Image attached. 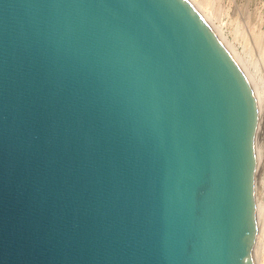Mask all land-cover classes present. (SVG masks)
Segmentation results:
<instances>
[{"label":"water","instance_id":"95a60500","mask_svg":"<svg viewBox=\"0 0 264 264\" xmlns=\"http://www.w3.org/2000/svg\"><path fill=\"white\" fill-rule=\"evenodd\" d=\"M259 112L188 0H0V264H254Z\"/></svg>","mask_w":264,"mask_h":264},{"label":"bare ground","instance_id":"6f19581e","mask_svg":"<svg viewBox=\"0 0 264 264\" xmlns=\"http://www.w3.org/2000/svg\"><path fill=\"white\" fill-rule=\"evenodd\" d=\"M188 1L200 12L207 23L218 33L251 84L257 103L260 106L258 131L255 141V148L258 157V172L261 168L259 166L261 163V156L258 137L262 121V109L264 108V28L262 26L264 23V14L259 15L256 22H249V17L245 18L246 20L242 18L241 20L245 24H241L239 17L229 16L227 10L223 7L221 0ZM230 2L234 3L235 0H230ZM224 15L228 18V21L226 22L222 21V17ZM227 25H231L232 27L230 35L232 36L233 41H230L224 32L223 28ZM238 48H241L242 52H240ZM256 202L258 228L253 260L254 264H264V203L258 199L257 194Z\"/></svg>","mask_w":264,"mask_h":264},{"label":"rangeland","instance_id":"374dc122","mask_svg":"<svg viewBox=\"0 0 264 264\" xmlns=\"http://www.w3.org/2000/svg\"><path fill=\"white\" fill-rule=\"evenodd\" d=\"M223 7L227 10L229 16H237L241 20L249 17V22H256L257 17L261 14H264V0H235V2H230V0H221ZM259 12V13H258ZM258 13V14H257ZM257 14V16H256ZM241 16V17H240ZM264 16V15H263ZM222 21H228L226 15L222 17ZM241 24H245L242 20ZM264 28V23L262 24ZM231 25L224 26V32L226 36H228L230 41H233L232 36L230 35ZM240 52H242L241 48H238ZM262 121L261 127L259 130L258 143L260 146V170L257 172V180H256V194L258 199L264 203V108L262 109Z\"/></svg>","mask_w":264,"mask_h":264}]
</instances>
